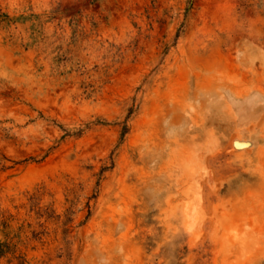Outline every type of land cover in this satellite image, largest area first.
Wrapping results in <instances>:
<instances>
[{"label": "rangeland", "instance_id": "rangeland-1", "mask_svg": "<svg viewBox=\"0 0 264 264\" xmlns=\"http://www.w3.org/2000/svg\"><path fill=\"white\" fill-rule=\"evenodd\" d=\"M0 264H264V0H0Z\"/></svg>", "mask_w": 264, "mask_h": 264}]
</instances>
